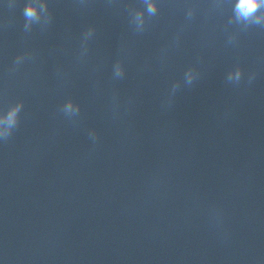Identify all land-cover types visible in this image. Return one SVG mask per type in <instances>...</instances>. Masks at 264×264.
<instances>
[{
  "label": "water",
  "instance_id": "1",
  "mask_svg": "<svg viewBox=\"0 0 264 264\" xmlns=\"http://www.w3.org/2000/svg\"><path fill=\"white\" fill-rule=\"evenodd\" d=\"M40 2L0 0L3 264H264V27L228 0Z\"/></svg>",
  "mask_w": 264,
  "mask_h": 264
},
{
  "label": "clouds",
  "instance_id": "2",
  "mask_svg": "<svg viewBox=\"0 0 264 264\" xmlns=\"http://www.w3.org/2000/svg\"><path fill=\"white\" fill-rule=\"evenodd\" d=\"M216 7L222 6L221 4L214 5ZM193 5H190V9H193ZM228 7L230 8V13L228 17V23H235L242 29H246L249 26H260L264 27V0H228ZM43 5L40 0H24L22 7V15L25 21H35L39 13L42 11ZM157 9L156 0H145V11L149 15L155 14ZM135 20L141 21L142 14L139 11L132 13ZM192 15V11H189V16ZM232 40L233 37L230 34L228 37ZM20 62L19 57L14 61V65ZM242 77V70L239 65L229 69L227 75V81L229 83H239ZM249 81L252 79V74L248 76ZM21 109L20 101L9 104L8 107L0 112V140L7 138L13 131L18 114ZM65 112H75L76 109L70 101H65L64 103ZM94 138V134H93ZM0 264L3 261L0 260Z\"/></svg>",
  "mask_w": 264,
  "mask_h": 264
}]
</instances>
